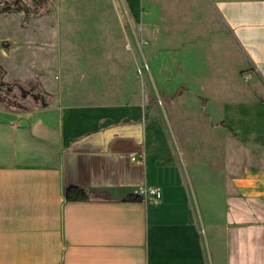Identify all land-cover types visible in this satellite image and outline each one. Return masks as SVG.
I'll use <instances>...</instances> for the list:
<instances>
[{
    "label": "crops",
    "instance_id": "obj_1",
    "mask_svg": "<svg viewBox=\"0 0 264 264\" xmlns=\"http://www.w3.org/2000/svg\"><path fill=\"white\" fill-rule=\"evenodd\" d=\"M101 1L92 12L111 13ZM125 1L142 21L147 0ZM193 1L200 12L187 28L195 34L185 41V62H200L196 75L239 81L238 72L212 74L208 66L236 49L239 69L253 75L245 86H219L210 107L222 118V146H211V156L225 168L203 165L197 135L188 142L158 109L129 101L125 88L75 89V75H143L137 58H89L81 71V62L62 58L58 83L37 79L55 105L0 110V264H264V0ZM191 4L151 0L157 17L149 24L160 32L166 15L176 31L171 9ZM14 53L0 50L1 82L29 79L12 74ZM70 188L89 199L67 200ZM129 194L144 201H124Z\"/></svg>",
    "mask_w": 264,
    "mask_h": 264
},
{
    "label": "rangeland",
    "instance_id": "obj_2",
    "mask_svg": "<svg viewBox=\"0 0 264 264\" xmlns=\"http://www.w3.org/2000/svg\"><path fill=\"white\" fill-rule=\"evenodd\" d=\"M182 1L192 4L187 8L171 9L172 13L178 14L176 31H171L168 17L163 15L159 17L161 31L157 32L149 24L157 17V12L150 10L151 0H147L142 7V21H136L131 16L125 0H102L101 6L111 9V13L106 10L104 15L96 10V13L92 12V8L100 7L98 0H0V43H8V48L15 52L9 62L12 74L29 78L24 81H0V110L22 113L55 105V94L52 92L51 96L43 90L37 79L45 76L50 84L52 77L53 85L58 83L55 70H58L57 63L62 58L65 64L67 61L73 63L68 58L81 62L77 64L81 71L84 69L82 62L86 59L126 55L138 59L137 72L143 75H75V89L110 85L121 90L125 88V92L130 94L127 97L129 101L135 100L158 109L164 123H176L179 129L174 125L175 130L182 136L185 133L188 142L194 143L197 135L204 147L203 165L225 168L219 157L216 160L211 156V146H222L221 139L215 135L217 123L222 118L210 107L213 104L214 108L218 102L219 86L246 85L243 80L246 72L239 69L243 55L233 49L220 61L208 65L212 74L238 72L239 81L233 79L236 75H224L223 79H219L218 75H196L195 70L201 68L200 62L189 64L188 59L185 62L184 47L187 38L195 34L188 27L195 25L200 8L193 0ZM60 9L63 15H59ZM219 22L214 20L212 24L219 27ZM222 31L226 40L225 24ZM2 48L0 44V50ZM213 48L205 54L213 53ZM90 67L93 69V66ZM245 112L251 114L253 111ZM229 116L227 120L231 123L232 115ZM210 123L213 130H209ZM229 145L228 142L226 146Z\"/></svg>",
    "mask_w": 264,
    "mask_h": 264
},
{
    "label": "trees",
    "instance_id": "obj_3",
    "mask_svg": "<svg viewBox=\"0 0 264 264\" xmlns=\"http://www.w3.org/2000/svg\"><path fill=\"white\" fill-rule=\"evenodd\" d=\"M66 197L69 201H87L89 199L87 193L82 189L70 188L66 191ZM126 202H143L144 199L140 196L129 194L125 197Z\"/></svg>",
    "mask_w": 264,
    "mask_h": 264
},
{
    "label": "built area",
    "instance_id": "obj_4",
    "mask_svg": "<svg viewBox=\"0 0 264 264\" xmlns=\"http://www.w3.org/2000/svg\"><path fill=\"white\" fill-rule=\"evenodd\" d=\"M253 75H251L250 73L247 75H244V79L246 80H250L252 78Z\"/></svg>",
    "mask_w": 264,
    "mask_h": 264
},
{
    "label": "water",
    "instance_id": "obj_5",
    "mask_svg": "<svg viewBox=\"0 0 264 264\" xmlns=\"http://www.w3.org/2000/svg\"><path fill=\"white\" fill-rule=\"evenodd\" d=\"M7 44H8V43L3 42V43H2V46H3L4 48H7V47H8Z\"/></svg>",
    "mask_w": 264,
    "mask_h": 264
}]
</instances>
